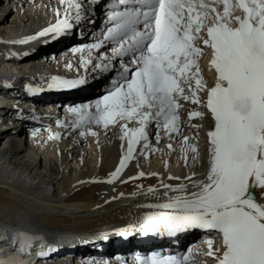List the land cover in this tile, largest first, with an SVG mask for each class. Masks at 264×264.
Returning a JSON list of instances; mask_svg holds the SVG:
<instances>
[{
    "label": "snow or ice",
    "instance_id": "snow-or-ice-1",
    "mask_svg": "<svg viewBox=\"0 0 264 264\" xmlns=\"http://www.w3.org/2000/svg\"><path fill=\"white\" fill-rule=\"evenodd\" d=\"M58 3L55 24L11 43L26 44L38 37L56 40L72 29L71 21L85 18L83 0ZM121 6L123 10H118ZM108 7L106 30L100 38L72 52L87 49L91 54L110 43L111 55H99V60L108 63L95 67L106 71L119 58L121 71L106 95L67 109L76 117L71 127L81 129L82 137L97 135L91 130L93 124L108 128L119 123L127 150L122 151L119 166L106 182L120 175L138 151L137 145L146 159L161 151L149 142V126L155 127L157 145L162 138L168 139L169 152L175 151L174 136L180 137L185 167L188 159L193 166L202 164L198 137L202 128L207 129L205 171L169 176L180 181L176 185L161 181L163 196L140 205L149 211L136 220L137 231L145 236L178 237L200 230L205 233L204 247L189 248L183 255L153 252L141 258L137 254L136 261L264 264V0H114ZM84 83L83 78L54 76L48 88L71 89ZM26 90L30 94L42 91ZM185 104L194 107L185 108ZM181 111L186 112L187 126L196 130L192 136L181 135ZM194 119L201 123H191ZM57 125L64 126L60 121ZM48 139L59 140L60 134ZM143 176L141 171L129 179ZM158 191L149 187L147 194ZM54 250L50 247L48 251Z\"/></svg>",
    "mask_w": 264,
    "mask_h": 264
},
{
    "label": "bare ground",
    "instance_id": "bare-ground-1",
    "mask_svg": "<svg viewBox=\"0 0 264 264\" xmlns=\"http://www.w3.org/2000/svg\"><path fill=\"white\" fill-rule=\"evenodd\" d=\"M58 5V0H7L4 5L0 3V30L5 33L14 29H22L25 34L35 32L53 21L56 17L54 9ZM29 61L19 62L23 76L33 70L34 65ZM57 130L60 139L48 140L50 148L47 151L40 147L41 137L26 138L17 129L1 130L7 140L0 142V229L16 226L20 219L53 231L73 228L119 206L130 207L129 203L143 205L156 199V195L162 197L161 181L170 185L180 183L168 179L169 176L183 177L192 171H205L203 145L198 144L202 164L193 166L194 162L188 159V167H185L183 152L180 163L174 164L177 154L164 146L161 158L151 161L142 155L141 162L132 164L123 179L136 177L141 171L145 175H158L129 179L125 184L117 181L107 184L104 181L122 154L119 138L109 140L113 131L110 137L97 136L99 140L94 142L95 137H82L80 132L74 134L66 127ZM89 152L93 155H87ZM149 187L158 189V193L147 194ZM42 199L52 201L51 205L41 202ZM15 236L28 241L35 237L27 232ZM22 254L19 251L11 256L9 245L0 244V264H31L30 259Z\"/></svg>",
    "mask_w": 264,
    "mask_h": 264
},
{
    "label": "rangeland",
    "instance_id": "rangeland-1",
    "mask_svg": "<svg viewBox=\"0 0 264 264\" xmlns=\"http://www.w3.org/2000/svg\"><path fill=\"white\" fill-rule=\"evenodd\" d=\"M9 19H8V21L10 20V17H8Z\"/></svg>",
    "mask_w": 264,
    "mask_h": 264
}]
</instances>
